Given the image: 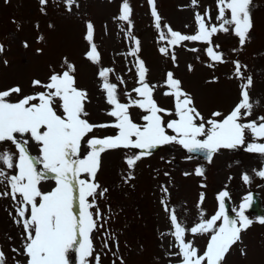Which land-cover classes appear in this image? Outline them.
Wrapping results in <instances>:
<instances>
[{
  "label": "rangeland",
  "instance_id": "obj_1",
  "mask_svg": "<svg viewBox=\"0 0 264 264\" xmlns=\"http://www.w3.org/2000/svg\"><path fill=\"white\" fill-rule=\"evenodd\" d=\"M140 81L211 160L123 137ZM251 190L264 206V0H0V264H264Z\"/></svg>",
  "mask_w": 264,
  "mask_h": 264
},
{
  "label": "water",
  "instance_id": "obj_2",
  "mask_svg": "<svg viewBox=\"0 0 264 264\" xmlns=\"http://www.w3.org/2000/svg\"><path fill=\"white\" fill-rule=\"evenodd\" d=\"M158 149V146L157 145H154V146H151L146 144L144 145L142 148H140V151H142L143 153H150V152H153L155 150ZM187 153H190V154H193V155H198V156H201L203 155V149L201 147H194V148H189L187 150H185ZM212 153V150H207V155L206 157H209V155ZM259 200V199H258ZM227 207V205H226ZM227 223L229 225V227H231V224H232V220H231V216L229 215L228 216V220H227ZM229 238L225 239L223 241V243L221 244L220 248H219V252L222 251V249L224 248V246L226 245V243L228 242Z\"/></svg>",
  "mask_w": 264,
  "mask_h": 264
}]
</instances>
